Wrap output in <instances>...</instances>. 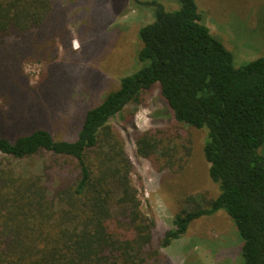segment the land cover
Returning a JSON list of instances; mask_svg holds the SVG:
<instances>
[{"label": "trees", "instance_id": "obj_1", "mask_svg": "<svg viewBox=\"0 0 264 264\" xmlns=\"http://www.w3.org/2000/svg\"><path fill=\"white\" fill-rule=\"evenodd\" d=\"M51 1L0 0V64L56 48ZM131 1L151 12L138 29L139 66L84 111L74 139L31 128L37 104L26 97L33 87L22 72L0 67V98H14L0 114L27 129L0 133V264H170L163 249L220 210L239 239L233 264H264V54L235 66L195 0H175L176 8ZM63 83L51 78L40 95L49 100L47 88ZM154 88L174 121L204 133L201 152L217 186L209 198L183 194L163 230L141 210L132 163L109 126ZM134 139L149 160L173 147L150 129L136 130ZM36 156L43 157L40 170L22 165Z\"/></svg>", "mask_w": 264, "mask_h": 264}, {"label": "rangeland", "instance_id": "obj_2", "mask_svg": "<svg viewBox=\"0 0 264 264\" xmlns=\"http://www.w3.org/2000/svg\"><path fill=\"white\" fill-rule=\"evenodd\" d=\"M160 1L168 7H178L175 0ZM51 2L59 21L55 26L60 31L55 33L56 48L31 59L1 62L0 67L9 74L22 72L33 87L28 86L30 99L26 97L27 102L37 104L30 127H43L56 139L72 140L84 111L117 87L121 77L138 68V29L150 21L151 12L138 8L131 0ZM195 2L210 32L233 53L235 66L264 54V0ZM51 78L64 83L47 88L51 97L46 101L40 92ZM36 94L37 98H31ZM11 104L12 94L10 98H0L2 110ZM0 118L4 119L0 120V133L27 131L6 119L3 112ZM109 126L121 137L132 163L130 181L137 190L141 210L154 219L158 230L170 226L183 194L199 193L209 198L217 193L201 152L204 133L174 121L157 88L137 104L125 106L109 121ZM146 129L168 142L169 148L173 145L167 155L149 160L137 154L134 132ZM260 152L264 154V143ZM42 162L43 157L36 156L24 160L22 165L40 170ZM238 240L232 221L220 210L194 221L183 236L172 240L163 251L170 264H233L239 257Z\"/></svg>", "mask_w": 264, "mask_h": 264}]
</instances>
